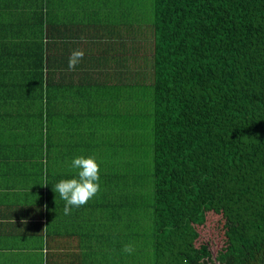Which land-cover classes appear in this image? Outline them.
I'll list each match as a JSON object with an SVG mask.
<instances>
[{"label":"trees","instance_id":"trees-1","mask_svg":"<svg viewBox=\"0 0 264 264\" xmlns=\"http://www.w3.org/2000/svg\"><path fill=\"white\" fill-rule=\"evenodd\" d=\"M153 1L146 75L131 65L143 48L139 28L138 48L127 45L108 64L126 75L109 90L93 89L78 111L69 60L54 54V24L33 14L48 10L46 0H0V151L42 163L80 150L70 136L89 131L94 148L86 149H94L100 170L127 169L105 176L112 199L98 209L109 208L105 218L127 243L144 231L139 212L152 210L150 264H214L209 245L197 246L198 227L231 206L247 217L227 226L216 262L264 264V0ZM139 86L141 112L133 106L123 115L120 104H136ZM135 137L142 144L131 145ZM107 154L109 163L102 162ZM138 185L153 187L152 201L137 195ZM137 246L126 254L137 259Z\"/></svg>","mask_w":264,"mask_h":264},{"label":"crops","instance_id":"crops-1","mask_svg":"<svg viewBox=\"0 0 264 264\" xmlns=\"http://www.w3.org/2000/svg\"><path fill=\"white\" fill-rule=\"evenodd\" d=\"M89 6L92 4L88 0H72L57 9L46 5L53 12L44 10L41 14L42 10H33L36 19L54 24V54L58 58L69 60L74 49L84 50L81 63L70 71L68 83H75L70 93L78 96V111L85 107L86 97L93 89L109 90L116 84L114 78L126 75L110 70L108 64L125 56L127 45L136 46L135 39L140 35V29L128 23L127 1L125 10L120 5L117 10H104L102 4L92 9ZM8 18L11 21L12 16ZM24 18L27 20L28 15ZM128 25L136 30L134 35H127ZM69 141L81 142L82 148L63 151L62 155L56 153L50 160L43 157L42 163L19 156L16 160V153L7 148L0 151V264H142L126 252L123 260H115L129 243L115 244L119 230L104 215H96L94 197L84 206L73 208L71 215L64 214L66 202L53 190L57 183L53 177L64 173L61 179L75 178L77 170L65 172L66 161H72L79 153L91 156L86 149V136H70ZM88 146L93 148V144ZM91 153L93 156V150Z\"/></svg>","mask_w":264,"mask_h":264},{"label":"rangeland","instance_id":"rangeland-1","mask_svg":"<svg viewBox=\"0 0 264 264\" xmlns=\"http://www.w3.org/2000/svg\"><path fill=\"white\" fill-rule=\"evenodd\" d=\"M89 3L92 4V7L89 6V9L92 8H97L98 4H102L104 7V10H117L119 8V5L121 7L122 10H125V4L126 1L128 0H88ZM131 1V2H130ZM72 0H46V5L52 7L53 9H57L58 6L61 3H71ZM130 5V8H132L131 10L127 11V15H129V20L128 23H132L134 25V27L136 28H140L141 31H143V41L140 44L142 48V51L140 52V56L137 59V63L135 62H131V65L133 66L132 70H134L136 73L140 72V68H142V76L144 77L146 74V72L144 71L145 68V62L146 61H150L152 59V53H153V42H152V37L150 36V31L152 28V22L154 20V1L153 0H129L128 6ZM48 10H51L53 12V10L51 8H49ZM139 25V26H137ZM141 35V32H139ZM139 35V37H140ZM132 45V44H129ZM133 46V45H132ZM131 46V47H132ZM136 47L138 48V45H136ZM140 47V48H141ZM140 59V60H139ZM141 85V84H140ZM137 89V103L136 104H132V103H127V101L122 102L120 105V107L122 108V112L123 115H127L130 111V114L133 112V110L135 111V114L138 112H141V95H142V86H139L136 88ZM70 96H72V93H70ZM69 97H68V103H69ZM134 106V109L132 110ZM138 109V112H137ZM113 111V110H112ZM126 121H123L122 123L119 122H115L114 121V125H118V124H124ZM112 124V121H109V123L107 124L110 125ZM140 132V131H139ZM108 133V129L106 130V136ZM82 134L84 136L87 137L88 142H86L88 145L93 144L94 145V140H93V136L91 134H89V131L85 132L82 131ZM116 134V131H115ZM137 134V133H135ZM105 136V138H106ZM133 142H131V145L135 144L136 142H139L142 144V139L139 138L137 139L136 137L134 138V140H132ZM124 143V142H122ZM129 143V140H127L125 142V146H127V144ZM94 148V147H93ZM125 149V148H123ZM140 149V148H139ZM94 150V149H93ZM125 151V150H124ZM85 152V150H84ZM127 152V151H126ZM80 155L84 156V153ZM79 155V156H80ZM90 155L92 156V153L90 151ZM93 156H96L93 152ZM113 156V154H112ZM99 157V156H98ZM116 156L114 155L115 158ZM102 162H106L109 163V155L107 154L106 157L105 156H100ZM126 158L128 159V153L126 154ZM63 161V160H62ZM70 164V165H69ZM68 166V167H67ZM65 172H69L71 173L72 171L74 172L76 169H73L71 167V161L68 159L66 161V165H65ZM127 169L124 166H121L118 170H112V169H108V167L106 168V170L101 169L100 170V191L97 193V195L94 197V204L97 205L96 208V215H104L105 217L110 215V210L109 208H106V214L105 211H100L98 208L103 204V205H109L110 203V197L112 194V187L107 183L106 185V177L105 176H109L110 173H116L118 175L124 174L126 173ZM104 176V177H103ZM103 179V180H102ZM150 184H153L152 180H150ZM214 184H211V189H213ZM137 193V195H139L140 197H142L143 199H146L148 201H152L153 197H154V192H153V187L147 186V187H143L138 185L137 189L135 191ZM117 193H121L118 194L117 197L120 200L122 198L121 195H123L125 193V189L122 186L119 187V189H117ZM112 199V197H111ZM227 211H225V213H221V214H215V213H209L208 217H207V222L204 226L198 227L199 233H200V238L197 241V246H200L201 244H208L209 248L212 252L213 255V260H214V264H220L218 262H216L215 260V256L218 255V253L224 248V246L226 245V228L227 226H232L233 224L240 226L241 224H243V222L246 220L247 214H243L241 212H237L236 207L235 206H231L226 208ZM146 216L143 214V212H139L138 216H139V224L138 225H142L143 227V232L141 234V236L139 237L138 241L134 240L131 241L129 244H132L134 247L136 245L137 246V253L136 256L138 257V260L142 262V264H150L152 255H153V250L152 247L150 246V242H151V238H150V230L151 226H152V220L149 218V216H151L152 214V210H148L146 211ZM239 218V219H237ZM140 229V228H139ZM152 233V232H151ZM126 240L122 237H118L115 238V244L117 243H121ZM143 245H145V248L143 250ZM119 258H115L116 261H121L123 260L125 257V252L120 250L119 251Z\"/></svg>","mask_w":264,"mask_h":264},{"label":"clouds","instance_id":"clouds-1","mask_svg":"<svg viewBox=\"0 0 264 264\" xmlns=\"http://www.w3.org/2000/svg\"><path fill=\"white\" fill-rule=\"evenodd\" d=\"M84 54L83 49H74L71 52L68 61L69 70H75ZM71 167L77 170V176L61 179L53 188L66 202L63 210L65 215H71L73 208L84 206L100 191V164L95 156H76L71 161ZM46 185L47 183L43 186ZM134 250L132 244L124 245L123 251L126 253L131 254Z\"/></svg>","mask_w":264,"mask_h":264}]
</instances>
